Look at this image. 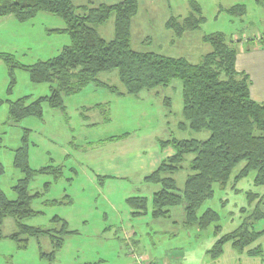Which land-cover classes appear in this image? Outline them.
<instances>
[{"label": "rangeland", "instance_id": "rangeland-1", "mask_svg": "<svg viewBox=\"0 0 264 264\" xmlns=\"http://www.w3.org/2000/svg\"><path fill=\"white\" fill-rule=\"evenodd\" d=\"M122 1L72 0V3L78 8L111 6ZM259 1L137 0L138 11L131 21V48L196 65L211 51L203 38L222 34L238 52V42L248 40V45H243L246 49L264 37V0ZM191 2L197 4L205 21L198 30L185 32L181 39L175 38L166 29V22L170 18H186L191 12ZM235 5L245 7V14H229L227 10ZM77 13L82 14L81 10ZM12 20L0 23V52L11 55L21 66L52 59L69 45L67 34L51 32H61L65 27L59 17L40 13L24 23ZM94 28L102 39H113V17ZM98 79L110 87L123 88L116 71L100 74ZM13 80L10 87L8 69L0 61V100L3 101L0 104V165L4 169L0 190L9 200L16 199L13 188L22 174L13 165L14 154L26 137L30 169L60 168L62 175L58 179L52 174L38 175L31 180L30 192L43 194L32 204L40 215L23 224L57 230L60 225L52 223L57 217L68 223L72 233L64 237L63 246L50 261L40 255L54 251L48 238L30 239L26 248H20L6 238L16 232L13 220L6 219L1 227L5 238L0 241V264H139L133 254L145 258L142 264H163V260L169 264H198L205 248L211 247L218 237L216 227L220 237L239 227L253 213V206L247 208V200L245 203L249 186L253 187L250 175L235 190H231V185L224 191L213 186V198L202 205L198 215L212 209L219 221L203 231L183 226L181 207L171 210L170 220L152 218V195L158 186L145 184L144 178L158 168L155 164L160 155L159 141L171 138L202 141L209 136L207 132L193 133L178 128L184 121L180 82L174 81L167 89L160 88L159 98L143 91L138 99L128 95L119 99L112 95L116 93L91 84L75 95L64 97V110L44 104L41 120L26 118L12 124L8 122L7 101L49 95L47 84H32L22 69L13 71ZM162 97L171 100L169 113L161 105ZM96 105L107 109L84 110ZM112 138L118 139L110 141ZM190 159L191 156L186 157L187 163ZM241 165L235 168L233 177ZM97 170L101 175H95ZM127 171L129 174H125ZM188 172L185 164L174 176L179 189L183 188ZM131 198L146 200L144 215H132L133 210L127 204Z\"/></svg>", "mask_w": 264, "mask_h": 264}, {"label": "trees", "instance_id": "trees-1", "mask_svg": "<svg viewBox=\"0 0 264 264\" xmlns=\"http://www.w3.org/2000/svg\"><path fill=\"white\" fill-rule=\"evenodd\" d=\"M189 6L191 12L186 18H170L166 23V29L171 30L175 38L182 37L187 31L198 30L205 21L195 2ZM79 10L81 15L77 13ZM137 11V0H124L116 5H100L96 8H75L72 0H0V19L13 16L18 22L24 23L40 13L49 14L61 18L65 25L61 32H53L65 33L69 37V45L57 56L29 67L19 65L11 55L0 54V61L6 65L11 78L10 87L14 84L15 69L26 71L32 84L49 86L48 96L7 101L8 122L18 124L26 118L41 120L44 104H48L51 109L64 110V97L75 95L91 84L120 95L115 88L99 81L98 77L103 73L116 71L128 96L168 88L174 81L180 82L184 121L178 128L193 133L207 132L209 137L205 141L175 138L159 141L160 148H171L173 155L163 160L156 170L144 178V182L159 187L152 195L153 219H170L171 210L181 207L183 226L186 229L197 227L203 231L217 223L219 218L210 209L200 216L198 211L213 198V186L218 185L223 189L228 185L233 170L240 163L244 162L245 166L234 182L254 173V186L264 187V103H256L250 98L249 78L235 70L236 50L232 41L222 34H210L203 38L204 43L211 47V52L196 65L184 59L133 50L130 45V26ZM227 12L242 16L246 11L245 7L234 6ZM111 17L114 18V38L107 42L94 27L104 24ZM165 106L170 109L169 98ZM97 108L104 109L101 106ZM27 134L25 132L24 136ZM117 139L112 138L110 141ZM1 144L0 134V147ZM188 156L191 159L187 163ZM183 164L188 165L189 175L183 188L179 189L174 176L184 168ZM13 165L21 172L22 178L13 188L15 200H9L0 190V241L5 238L1 232L4 221L12 219L16 232L6 238L16 242L18 247L26 248L30 239L46 237L54 251L49 255H40L52 261L63 246L64 237L72 233L68 230L67 222L54 217L52 223L60 225L57 230L29 227L23 222L40 215V212L33 210L32 204L40 200L43 194L30 192L31 180L38 175L51 174L58 179L62 171L50 167L38 171L30 169L26 137L15 151ZM3 174L4 169L0 165V179ZM47 187L48 184H45ZM256 198L249 194V204ZM263 199L264 196L260 201ZM127 204L135 217L146 212V200L143 198L128 199ZM263 217L257 206L239 229L215 242L210 251L211 257H219L227 242H231L235 250L241 252L257 238L249 229Z\"/></svg>", "mask_w": 264, "mask_h": 264}, {"label": "crops", "instance_id": "crops-1", "mask_svg": "<svg viewBox=\"0 0 264 264\" xmlns=\"http://www.w3.org/2000/svg\"><path fill=\"white\" fill-rule=\"evenodd\" d=\"M235 6H240V5H235ZM82 7H88V6H80L78 8H82ZM88 8H96V7H88ZM12 17L13 16H8V17H5V18H1L0 19V23H2V21H7V22L13 21L12 19H15V18L14 17L12 18ZM113 20H114V18H113ZM64 28L65 27H63L61 30H63ZM54 31H57V30H54ZM51 32H53V31H51ZM130 35H131V26H130ZM178 39H181V37L178 38ZM174 40H172L171 43ZM104 41H106V40H104ZM228 41H230V40H228ZM107 42H109V41H107ZM248 43H249L248 40L247 41L244 40V41L238 42V49H239L238 52H237V49L235 48V45H233L234 48H235V50H236L235 70L238 73H243V74H245V75L248 76L249 81H250V86H249L250 98L254 102H256V103H264V37L263 38H260L257 41H254V43H251L252 44L251 47H246V49H244L243 48L244 47L243 45L244 44L245 45H248ZM0 54H6V53L0 52ZM100 82H102V81H100ZM103 84L107 85L106 83H103ZM113 88H115L120 95H118V94H112V95H115V96L119 97V99L125 98L127 96L124 87L122 89L117 88V87H113ZM159 89L160 88H157V89H154V90H151V91H147V92H150L152 96H155V98H157V97L159 98V93H160ZM165 89H167V88H165ZM139 96H140V93L137 96H132V97L138 99ZM166 100H167V97H162L161 105H162V107H165L166 110H167V112L169 113L170 112V109L165 106ZM97 106L98 105H96L94 107H90V108H84V110L85 111H93V112H95V111L102 112V110L101 109H98ZM99 106H101V107L104 108L103 111H106L107 106H102V105H99ZM125 135H127V134H125ZM205 140H202V141H205ZM159 154L160 155L156 159L157 161H156L155 166H159V161L161 163L166 158L172 156L173 155V150L171 148H164V149H161L160 148ZM240 164H242V165L239 167L238 171H236V173L234 174V177H233V173L234 172L232 173L231 178H230V181L228 183L229 186L231 185V188H232L231 190H235L234 187H236V185L239 182L242 181L241 180V181H239L237 183L234 182V179L237 176V174L245 166V163L244 162H242ZM125 174H129V171H127ZM95 175H101L100 174V171L97 170ZM188 175H189V172H188ZM250 175H252V181L249 180V182L251 184L254 181L255 175H254V173L249 174V176ZM187 176H186V178H187ZM185 181H186V179H185ZM228 185L225 188H223V189L220 188L218 185L217 186L219 187V189H221V190L224 191L226 188L229 187ZM249 188H250V191L245 196V203H246V200H247V208H251L253 206V212H254L255 209H256V207L258 206L260 212L264 215V212L261 211V208H264V199H263L262 202L260 201L261 200V197L264 196V187H255L254 184H253V187H250L249 186ZM158 189H159V187L156 188V191ZM249 194L254 195V196H257V198L251 204H249V200H248V195ZM241 209H244V208H241ZM210 210H212V209H210ZM178 216L181 217L180 214ZM248 217H246V218H248ZM245 219H244V221H245ZM244 221L242 222V224L244 223ZM175 223L176 222H173V224H175ZM242 224L239 227H237L236 229H234L232 232L226 233L224 235L233 233L234 231H236L237 229H239L242 226ZM215 230H216L215 236L216 237L218 236L216 238V240H215V242H216L219 238L223 237L224 235H221L219 237V234H220L219 227H216ZM249 231L251 233L257 235V238H255V240L251 244H249L248 246H246L241 252H238L237 250H235V248L233 247V244L231 242H227L222 247L221 255L219 257L213 259L211 257L210 251H211L213 245L215 244V242H214L211 247H206L205 248V251H204L203 255L200 256L201 258L199 259V263L198 264H264V217H263V219L259 220L255 224H253L250 227ZM134 244L136 245L135 242H134ZM163 264H169V263L166 260H163Z\"/></svg>", "mask_w": 264, "mask_h": 264}, {"label": "built area", "instance_id": "built-area-1", "mask_svg": "<svg viewBox=\"0 0 264 264\" xmlns=\"http://www.w3.org/2000/svg\"><path fill=\"white\" fill-rule=\"evenodd\" d=\"M236 41H238V40H236ZM132 257H133L134 260H135L136 262H138L139 264H142V262L145 261V258H142V257H140V256H136L135 254H133Z\"/></svg>", "mask_w": 264, "mask_h": 264}]
</instances>
